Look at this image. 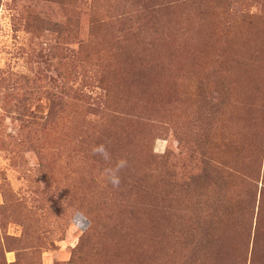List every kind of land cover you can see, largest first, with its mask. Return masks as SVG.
<instances>
[{
  "label": "rangeland",
  "instance_id": "rangeland-1",
  "mask_svg": "<svg viewBox=\"0 0 264 264\" xmlns=\"http://www.w3.org/2000/svg\"><path fill=\"white\" fill-rule=\"evenodd\" d=\"M0 264H264V0H0Z\"/></svg>",
  "mask_w": 264,
  "mask_h": 264
},
{
  "label": "clouds",
  "instance_id": "clouds-1",
  "mask_svg": "<svg viewBox=\"0 0 264 264\" xmlns=\"http://www.w3.org/2000/svg\"><path fill=\"white\" fill-rule=\"evenodd\" d=\"M96 151L100 152V153H104L105 154V158L107 159V154L105 153V150L103 147L97 149ZM121 167H123V164H121ZM109 179L110 182L112 183L113 186H119L120 184V179L118 176H116L115 174H110L109 175Z\"/></svg>",
  "mask_w": 264,
  "mask_h": 264
},
{
  "label": "bare ground",
  "instance_id": "bare-ground-1",
  "mask_svg": "<svg viewBox=\"0 0 264 264\" xmlns=\"http://www.w3.org/2000/svg\"><path fill=\"white\" fill-rule=\"evenodd\" d=\"M238 122V121H237Z\"/></svg>",
  "mask_w": 264,
  "mask_h": 264
}]
</instances>
